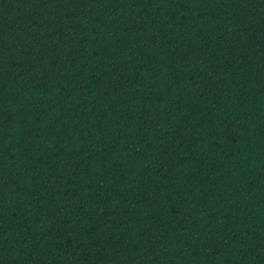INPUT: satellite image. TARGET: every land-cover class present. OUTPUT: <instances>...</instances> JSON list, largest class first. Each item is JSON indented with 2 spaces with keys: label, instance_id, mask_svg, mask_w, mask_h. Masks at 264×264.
I'll list each match as a JSON object with an SVG mask.
<instances>
[{
  "label": "trees",
  "instance_id": "16d2710c",
  "mask_svg": "<svg viewBox=\"0 0 264 264\" xmlns=\"http://www.w3.org/2000/svg\"><path fill=\"white\" fill-rule=\"evenodd\" d=\"M0 264H264V0H0Z\"/></svg>",
  "mask_w": 264,
  "mask_h": 264
}]
</instances>
